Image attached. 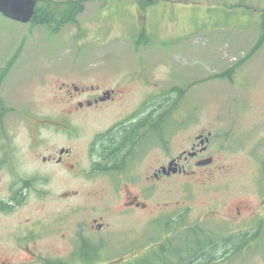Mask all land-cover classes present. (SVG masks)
<instances>
[{"label": "rangeland", "instance_id": "1", "mask_svg": "<svg viewBox=\"0 0 264 264\" xmlns=\"http://www.w3.org/2000/svg\"><path fill=\"white\" fill-rule=\"evenodd\" d=\"M69 1L38 5L43 13ZM78 1L84 10L62 25L58 17L55 24L25 23L0 13V79L8 75L0 80L2 98L24 145L18 176L30 179L22 202L0 212V264H149L167 246L170 259L184 251L187 229L200 226L232 239L209 264H264V217L239 224L250 209L264 216V0ZM63 83L121 91L105 113L75 118L79 140L41 129L38 155L30 148V122H18L20 110L28 106L39 119H53L65 107ZM147 97L165 101L172 118L158 128L171 136L166 150L156 134L149 155L133 167L135 192L165 154L189 149L200 132L213 134L214 161L193 162L194 173L157 183L142 197L148 209L125 217L123 197L113 189L131 167L115 179L94 167L86 139ZM73 145L74 167L42 163L43 155ZM10 182L5 167L0 200L6 203ZM241 201L248 210L232 225L227 215ZM94 219L102 231L91 229Z\"/></svg>", "mask_w": 264, "mask_h": 264}, {"label": "flooded vegetation", "instance_id": "2", "mask_svg": "<svg viewBox=\"0 0 264 264\" xmlns=\"http://www.w3.org/2000/svg\"><path fill=\"white\" fill-rule=\"evenodd\" d=\"M7 76V73H4L1 79L5 80ZM64 86H68L67 94L62 97L65 107L53 119L50 117L39 119L38 115L28 110V106L20 110L18 122L20 124L24 120L30 122V148L38 155L39 151L37 148L43 141L41 129L50 130V133L54 136L57 133L65 135L72 141L79 140L81 134L78 133V127L81 124L77 123L75 118L83 117L90 111L105 113L116 103L117 96L121 91L112 88L101 90L94 85L80 87L75 83L71 85L63 83L61 89ZM1 89L2 85L0 83V171L8 167L12 177V183L10 182L8 187V190L12 192L9 197L10 203H6L3 199L0 200V212H6L7 207L22 202L26 194L25 190L28 189L26 182H29L30 179L24 178V180L18 176L17 167L22 159L20 154L23 152L24 145L18 138L19 133L16 130L18 128L13 129L6 118L7 112L12 107H7L6 102L2 98L3 92ZM180 99H183V97ZM164 102L157 103L154 97H147L139 102L136 109L86 139L87 155L89 154L93 158L94 167L112 171L110 176L114 177V179L119 176V174L115 173L116 171L127 166L131 167L129 171L126 170L125 174L120 175L126 181L116 187L115 190L113 189L115 194H121L123 197L120 213L125 217H131L138 211H146L148 209V203L142 197L150 196V194L155 192L157 183L165 184L167 180L174 176H188L194 173L195 171L189 169L193 162L198 167H205L211 165L214 161V157L209 154L213 134L211 132L208 134L200 132L194 140H191L189 149H184L178 155L165 154L166 161L154 168L152 173L146 177L147 185L142 187L139 192H135L133 188V186H136L135 173L132 169L135 165H138L143 154H146V157L149 155L153 145L156 144V134L158 135V143L162 148L167 150L168 143H170L171 133H165L161 128H158L162 124L165 125L167 119L172 118V114L165 110L164 105H162ZM156 104H159V106H156ZM162 116L164 117L160 120ZM33 118L36 120L35 122H33ZM81 123H84V121ZM181 123L179 122V124ZM41 160L42 163L53 167H67V164L69 167H74V164H70L72 160H76L74 161L76 165L79 163L74 145L62 146L56 154L54 150L48 155H43ZM173 168L177 169L176 172L172 171ZM246 210H248L247 202L241 201L227 215L228 221L235 225L233 219H244L243 213ZM257 217H259L257 220H261L264 216L259 211L250 209L249 219L245 218L246 220L244 219L239 224L242 223L241 225H244ZM95 222L97 223L90 225L91 229L102 231L104 224L97 219H94L93 223ZM228 227L229 225L227 224ZM28 251L33 255L29 248ZM36 257L38 258V255Z\"/></svg>", "mask_w": 264, "mask_h": 264}, {"label": "trees", "instance_id": "3", "mask_svg": "<svg viewBox=\"0 0 264 264\" xmlns=\"http://www.w3.org/2000/svg\"><path fill=\"white\" fill-rule=\"evenodd\" d=\"M80 2L81 1L78 0H71L64 3V5H48L47 8L43 10V13H41L39 5L37 4L36 12L32 21L55 24L57 17L59 19L57 24L59 25H62L67 21H76L77 15L84 10V7ZM199 228L202 227L187 229L188 236L186 235L185 238L186 245L184 251L181 249V253H179V249H177V253H172L170 259L167 255V252H170V249L167 246L162 248L164 254L157 253L153 255L149 264H209L214 260L213 254L217 253L219 248L230 246L232 243V239ZM50 264L63 263L55 262Z\"/></svg>", "mask_w": 264, "mask_h": 264}, {"label": "water", "instance_id": "4", "mask_svg": "<svg viewBox=\"0 0 264 264\" xmlns=\"http://www.w3.org/2000/svg\"><path fill=\"white\" fill-rule=\"evenodd\" d=\"M37 4L38 0H0V13L8 18L28 23L34 18ZM176 170L172 169L173 172Z\"/></svg>", "mask_w": 264, "mask_h": 264}]
</instances>
